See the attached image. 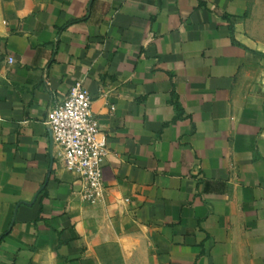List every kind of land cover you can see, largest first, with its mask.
Wrapping results in <instances>:
<instances>
[{
  "label": "crops",
  "instance_id": "crops-1",
  "mask_svg": "<svg viewBox=\"0 0 264 264\" xmlns=\"http://www.w3.org/2000/svg\"><path fill=\"white\" fill-rule=\"evenodd\" d=\"M78 81L95 204L46 125ZM0 264H264V0H0Z\"/></svg>",
  "mask_w": 264,
  "mask_h": 264
},
{
  "label": "built area",
  "instance_id": "built-area-1",
  "mask_svg": "<svg viewBox=\"0 0 264 264\" xmlns=\"http://www.w3.org/2000/svg\"><path fill=\"white\" fill-rule=\"evenodd\" d=\"M10 57L9 62L13 63ZM93 97L83 81H78L62 103L48 112V126L54 144L61 150L66 169L84 182L83 196L95 204L105 191L103 162L108 153L106 137L99 139L100 125L92 110Z\"/></svg>",
  "mask_w": 264,
  "mask_h": 264
}]
</instances>
